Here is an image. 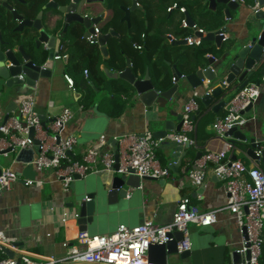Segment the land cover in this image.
I'll list each match as a JSON object with an SVG mask.
<instances>
[{"label":"crops","instance_id":"obj_1","mask_svg":"<svg viewBox=\"0 0 264 264\" xmlns=\"http://www.w3.org/2000/svg\"><path fill=\"white\" fill-rule=\"evenodd\" d=\"M146 1L148 0H140V5L145 6V8H143L144 10H137L131 16L129 23L120 20V26H117V28L112 26L119 35L113 36V38L125 37L128 41L131 34L135 35L137 31L142 30V40L147 37L148 32L155 37V41L150 42L152 48L156 47L157 42L160 41L158 37L168 38L169 45L171 42L178 44L177 41L179 40L174 42L175 39L171 41L169 37L170 34L175 37L178 36L181 26L180 21L182 18L187 17L188 12H181L177 9L170 13L167 12L166 7L175 0H151L149 4H146ZM252 4L251 1L245 0V2L240 3L238 10H230L231 19H226L224 12L226 6L219 5L218 9L213 11L209 9L208 2L207 17L201 18V14L198 12H195V15L190 13L188 15L206 23H210L216 15V18L222 22L218 30H223L228 34V39L224 41V43H227L228 41L244 38L247 35L248 16L252 12ZM218 11H221V13ZM194 21L196 20L194 19ZM105 23L106 21H103L97 26L100 27L101 31L109 32L112 29L111 27L106 31L102 28ZM133 46V48H136L135 45ZM97 47L102 57L99 68L105 76L103 81L102 78H99L102 74L94 70L92 61L89 60L87 64L83 60L88 54L85 53L83 58L79 59L80 53L77 51L73 55V49H69L65 53L60 52L62 56H67V60L63 61V57L57 60V68L52 77L40 79L36 88H29L25 93V89H22L24 94H20L16 98L19 106L24 98L35 97L36 108L42 117H45V123H49L52 116L58 114L64 108L72 109L74 117L63 132V137L69 134L78 137V144L74 153L77 158L81 157L90 147L105 150L106 148L101 147L98 143L101 135H105L112 145L115 137L119 138L129 133L142 134L146 130L153 132L155 129L161 128L156 120L158 116L157 109L145 106L139 100L136 92L129 98L128 95H120L119 97L125 103L124 109L119 115H113L115 111H118V107L114 108L113 106L115 93L112 91V82L114 78H108L104 68H108L105 61L110 57L112 51L116 52L117 48L110 47V40L107 43L106 55L101 51L99 45ZM125 48L130 53H134L128 46V42L125 44ZM152 48L148 47V50L151 51ZM136 49L143 52V49ZM190 49L187 52L189 58L196 57V49ZM124 58L127 66L128 54ZM152 60L160 62L166 60V58L163 59L160 54L154 55ZM165 68L167 73L174 76V67L170 61L169 64L165 63ZM85 70H88L87 74ZM65 74H69L75 81L74 88L69 87ZM93 77L101 79L103 86L93 85L94 94L91 104L84 107L83 99L87 93L86 81L91 82ZM193 90V88L187 87L184 94L178 95L175 108L179 113H181ZM199 91L201 92V90ZM231 96L227 98V101L230 100ZM218 101L219 98L215 102ZM50 102H53V106H50ZM8 103L9 99L4 101L0 99V108H2V111H0V125L5 120ZM17 109L11 111L10 115H13ZM201 112L199 110L196 117L201 115ZM225 113V109L219 113H214L210 107L205 110L195 123V128H198L200 124L199 135L197 134V147L187 149V157L183 160L178 172L171 171V176L163 182L160 179L143 180L142 186L138 190L128 187L127 198L120 200L116 205L106 203L104 207L106 210L101 216L100 222L90 228L87 233L110 234L115 232L122 223L128 226H136L149 220L163 225L170 223L177 202L188 196L191 198V204L202 212L220 210L217 212V220L212 224L207 226L189 224V236L192 242L191 255L184 260H179V256H174L170 264H238L234 260L233 252L240 248L242 236L238 230L234 214L224 208L227 202V194L223 183L217 179L212 170H209L204 184L195 186L190 181L187 171L188 165L197 154H202L207 150H220L224 142L228 141L226 136L219 138L212 128V124L220 118V114L224 115ZM204 116V121L207 124L202 127L204 121L200 120ZM246 116L250 118L254 116V118L250 119L244 127L256 131H259L262 126L264 127V93L260 94L253 110ZM2 138H5V135L0 132V140ZM2 146L6 147L5 144H2ZM173 146L174 142L171 139H166L157 148L158 158L164 166H168L173 161L171 157ZM21 150L16 148L7 151V155L0 154V169L11 167L19 172L22 177L13 184L10 190L0 195V229L17 243V249H13L15 250V257L20 254H27L38 258H63L73 245L80 244L78 235L81 232L75 219L71 217L66 223L60 221L63 210L68 209L73 212L68 207L72 193L70 190H64L62 183L53 170L43 173L36 172L32 164L28 162L31 159L29 155L19 160L18 155ZM35 155L36 151L32 158ZM230 156L232 158L236 156L247 166H259L264 169L263 162L258 163L256 159L239 148L235 147ZM114 176L105 172L88 173L83 177L90 182L86 193L95 192L99 183L105 184V187L110 186ZM25 177L42 179L43 184L41 186H28L24 183L23 178ZM64 243L67 245L65 246Z\"/></svg>","mask_w":264,"mask_h":264},{"label":"water","instance_id":"obj_2","mask_svg":"<svg viewBox=\"0 0 264 264\" xmlns=\"http://www.w3.org/2000/svg\"><path fill=\"white\" fill-rule=\"evenodd\" d=\"M206 1L209 9L213 11H216L219 5L226 6L224 9L226 19H231L230 10H238L242 3L239 0ZM105 2L106 0H0V99L1 101L9 99L3 123L8 120L10 112L17 109L18 95L24 94L29 88H36L40 79L52 77L57 68L58 59L55 56L66 47L76 46L75 39L78 32H81L84 40L89 35H94L93 42L100 46L104 55L107 54V43L113 36L119 35L114 29L96 34L95 27L107 21V14L102 9L111 5L114 9L116 5L124 14L121 21L129 23L131 16L137 10L145 8L136 0H112L108 4ZM257 4L258 8L255 11L253 7ZM252 5V12L248 16L247 35L244 38L224 44L220 35L221 30L208 31L205 35L197 32L196 35L202 40L215 42L221 54L208 55L207 63L199 66L196 72L191 74H183L176 65H173L175 81L169 88H164L161 80H153L149 70L143 78H137L132 72L130 60H127V66L122 71L104 68L108 78H120L130 83L145 106L157 109L156 120L161 128L153 131L156 139L166 140L170 132L180 130L182 115L175 107L178 95L184 94L187 87L201 90V102L206 107H210L214 113L221 112L227 98L236 89L244 88L252 80L256 81L261 93H264V0H254ZM186 21L190 27L195 24L188 14ZM177 43L187 44V41L182 39ZM62 60L66 61L67 56H63ZM22 89H25L24 93ZM218 98L219 101L215 102ZM254 104L255 102L250 104L243 113L249 114ZM196 115L193 116L194 119ZM253 118L254 116L250 119ZM43 120L45 125V117ZM245 125L231 128L225 136L236 148L257 159L256 152L258 150L264 152V127L256 131L244 127ZM33 133L34 129H31V135ZM35 144L38 145L39 140H35ZM116 144V140L113 139L114 151ZM188 148L187 144L174 143L171 153L173 161L168 165L171 171L178 172L187 157ZM12 149L4 150L1 154ZM35 151V148L22 149L18 159L22 160L29 155L31 159L28 162H30ZM201 155V153L197 154L191 162ZM233 158L237 157L233 156ZM190 166L188 165L187 171ZM115 168H118L117 163ZM143 180L157 179L149 176L141 177L134 173L116 174L110 186L105 187V184L99 183L95 192L87 194L86 189L90 182L76 174L69 188L72 197L68 207L73 211L72 217L79 231L89 232L90 228L100 222L106 210L104 208L106 203L116 205L120 200L127 198L128 187L138 190ZM160 180L165 181V179ZM169 236L172 239L168 242L150 246L148 258L151 262L170 264L174 256L184 260L191 255V249L178 252L177 243L183 239L181 231L171 233ZM3 250L8 257H14L15 250L12 248L4 247ZM233 257L235 262L240 264L249 260L250 255L249 252L244 255L237 249L233 252Z\"/></svg>","mask_w":264,"mask_h":264},{"label":"built area","instance_id":"obj_3","mask_svg":"<svg viewBox=\"0 0 264 264\" xmlns=\"http://www.w3.org/2000/svg\"><path fill=\"white\" fill-rule=\"evenodd\" d=\"M257 8L258 4L253 7L255 11ZM176 9L186 12V8L177 2L167 7L168 12ZM182 24L184 27H190L186 18L182 20ZM192 27L195 34L184 39L187 44L199 45L202 39L196 35L197 32L203 35L207 32L196 24ZM95 32L99 34L100 27L96 26ZM220 35L222 41L228 39L227 32L221 30ZM93 37L94 35H89L85 40L93 44ZM173 39L171 38V41ZM134 45L138 49L143 48V44ZM62 57L61 53L55 56L56 59ZM85 73L87 74L88 70H85ZM65 79L69 87L74 88V80L69 74H65ZM173 81H175L174 76ZM260 94V86L254 81L238 89L226 102L224 107L226 113L212 124L216 135L224 138L225 133L231 128L245 125L250 117L243 112L250 104L257 101ZM201 97V92L194 89L181 111L180 130L169 133L167 139H171L176 144L197 147V140L193 137L195 131L193 116L200 110ZM50 106H53V102H50ZM73 117V110L64 108L52 116L49 123L43 125L44 120L36 108L35 97L24 98L16 112L0 125V132L5 135V138L0 140V154L9 148H13L12 150L35 148L36 155L29 164H32L36 172L53 170L64 190H69L76 174L85 177L91 172H105L113 176L134 173L141 177L149 176L156 179H168L171 176L170 168L164 166L157 155V148L163 140L156 139L151 130H146L142 134L129 133L119 138L115 137L117 142L115 151L109 139L101 135L98 143L101 147H105V150L90 147L77 158L74 153L78 137L74 134L63 137V132ZM31 129H34L33 135ZM35 140H39L38 145L35 144ZM233 149L235 146L225 141L220 150H207L202 153L198 159L190 162L188 177L193 185L201 186L206 180L207 172L209 170L214 172L217 179L223 183L227 194L224 208L234 214L242 236L239 250L244 255L249 252L250 258L245 264H260L264 244V169L259 166H247L241 159L232 158L230 153ZM7 154V151L3 153V155ZM256 156L258 163H264V152L258 150ZM116 163L118 168H115ZM21 178V174L13 168H1L0 195L10 190ZM23 180L28 186L43 184L42 179L25 177ZM219 210L202 212L191 204L190 197L185 196L177 202L170 223L163 225L152 220L136 226L122 223L115 232L103 235L81 232L78 235L80 244L73 245L63 258H38L27 254L13 258L7 255L1 257L5 254L4 247L12 249L17 247L15 242L0 229V264H156L148 258L151 245L164 244L172 239L169 236L171 233L181 231L183 239L177 243L178 252L190 250L192 243L189 224L193 223L197 226L212 224L217 220ZM72 216L73 212L68 209L63 210L60 221L66 223Z\"/></svg>","mask_w":264,"mask_h":264},{"label":"trees","instance_id":"obj_4","mask_svg":"<svg viewBox=\"0 0 264 264\" xmlns=\"http://www.w3.org/2000/svg\"><path fill=\"white\" fill-rule=\"evenodd\" d=\"M245 1V0H244ZM251 1L253 3L254 0H247ZM139 3L140 0H138ZM151 0L146 1V4H149ZM177 2L179 5L184 6L186 8V11L188 14L190 13L191 15H195V12H198L201 14V18L207 17L208 15V9H207V1L206 0H175L171 4ZM169 4V5H171ZM151 5V4H150ZM168 5V6H169ZM167 6V7H168ZM166 7V11H167ZM115 11L114 14L110 19L106 21L104 26L102 27L105 31L108 30L110 27L115 30V26H120L121 24L119 21L121 20L123 13L122 11L115 5L114 7ZM168 12V11H167ZM221 13V11H218ZM170 13V12H169ZM191 17V16H190ZM193 17V16H192ZM191 17V18H192ZM194 18V17H193ZM197 21H194L195 24L203 29L204 31H215L218 30L221 21H219L216 18V15L212 18L210 23L206 22H201V20L194 18ZM181 19L180 23L181 26L179 28V34L177 37L173 36L170 34V39L174 38L175 40H182L188 36L193 35L194 29L191 27H184L182 25V20ZM200 21V22H199ZM142 30H139L135 33V35L131 34V37L128 38V41H126L125 37H119L118 39H111L110 40V47L114 46L117 48L116 52H111L110 57L105 61L107 63V67L113 70H118L122 71L126 68V63H125V58L124 56L128 54V59L131 61V69L134 75L137 78H143L146 74V71L149 70L150 77L153 80H161L162 86L164 88H169L170 86L173 85V74L167 73L166 68H165V63L169 64V61L173 64L176 65L177 69L182 72L183 74H191L196 72L199 66L205 65L207 63V56L208 55H214V56H219L221 54V50L218 49L215 45L214 42L208 41V40H202L199 45H184V44H174L171 42V44H168V38H160V41L157 42L156 47L152 48L151 46V41H155V37H153L151 34H147V37H145L144 40H142L141 35H142ZM76 46L75 47H66L63 49L62 52H66L69 49H73V55L78 51L80 53L79 59H82L83 56L88 54L87 57H85L83 60L88 64L89 60L92 61L93 68L95 71L100 74H102L99 78H102V81L104 80L105 76L104 73L100 70V63L102 62V57H101V52L98 49L97 45L95 44H89L86 40L82 38L81 32H78L76 35ZM128 42V46L134 51V53H130L129 51L126 50L125 44ZM228 41L227 43H229ZM134 43H139L143 44V52H139L136 48H133ZM162 43V44H161ZM224 43V44H227ZM148 47L152 48L151 51L148 50ZM190 48L196 49V57L194 58H189L187 52L188 50H191ZM141 49V50H142ZM76 50V51H75ZM162 55L163 59L166 58V60L157 62L152 60L154 55ZM168 60V61H167ZM257 78V77H256ZM101 79H96L92 78L91 82L86 81V88H87V93L84 96V107L90 106L92 97L94 94V89L93 85H96L97 87L103 86V82L100 81ZM256 82L255 80H252ZM74 86H75V81H74ZM103 88V87H102ZM112 91H114L115 95V100H113L114 103V108L118 107V111H115L113 113L114 116L119 115L123 109H124V101L121 100L119 97L120 95H128L129 97H132L133 94L135 93L134 86L131 85L130 83L125 82L122 79H114L112 82ZM117 96V97H116ZM200 110L201 115L205 110H208V107H206L200 100ZM199 115L194 119V122L196 123L198 118L201 116ZM223 114H220V117ZM205 116L201 118L200 121H204ZM209 123V122H208ZM206 122L204 121L202 127L206 126ZM199 130H200V124L198 128H195V132L193 133V137L198 140L197 136L199 135ZM198 134V135H197ZM198 143V142H197ZM6 254H2L1 257H5ZM260 264H264V244H263V249H262V256L260 259Z\"/></svg>","mask_w":264,"mask_h":264},{"label":"flooded vegetation","instance_id":"obj_5","mask_svg":"<svg viewBox=\"0 0 264 264\" xmlns=\"http://www.w3.org/2000/svg\"><path fill=\"white\" fill-rule=\"evenodd\" d=\"M111 2H112V0H106L105 4H108V3H111ZM114 9L112 8V5L109 6L108 8H106V9H102V11H105L106 12L107 19L112 17V15L114 14V11H115Z\"/></svg>","mask_w":264,"mask_h":264},{"label":"rangeland","instance_id":"obj_6","mask_svg":"<svg viewBox=\"0 0 264 264\" xmlns=\"http://www.w3.org/2000/svg\"><path fill=\"white\" fill-rule=\"evenodd\" d=\"M89 231H90V230H89ZM90 235H94V234H91V233H90Z\"/></svg>","mask_w":264,"mask_h":264}]
</instances>
